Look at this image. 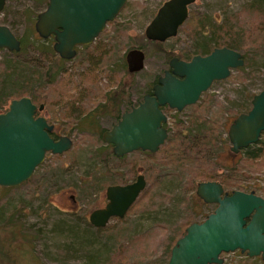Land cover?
<instances>
[{
    "label": "rangeland",
    "instance_id": "rangeland-1",
    "mask_svg": "<svg viewBox=\"0 0 264 264\" xmlns=\"http://www.w3.org/2000/svg\"><path fill=\"white\" fill-rule=\"evenodd\" d=\"M41 1L44 5V0ZM161 1L126 0L112 22L96 37L97 44H107V50L91 57L88 52L79 53L61 62L65 72L37 90V71L29 60L32 55L37 57L30 46L36 40L31 14L43 5L33 0H6L0 21L12 26L23 46L19 51L0 49V72L2 62L6 64L7 93H18L24 86L35 90L33 92L42 98L44 105L39 113L53 124L55 135L69 136L71 145L59 155L46 152L28 181L0 186V264H164L173 243L171 240L180 235L182 222L199 221L213 208V204L203 203L195 195L196 180L191 185L190 178L199 167L228 180L229 184L224 186L226 190L252 188L264 196V154L253 159L241 153L232 154L225 139L229 120L236 112L247 109L251 95L264 87L263 41L257 47L251 45L240 50L244 64L232 68L227 77L213 81L196 103L180 111L163 109L168 130L164 143L176 130L172 123L175 119L185 124L188 117L198 114L201 119L215 120L207 134L213 138L212 146L206 150L190 147L192 138L187 137L181 148L182 156L175 158L172 165L163 166L151 159L136 164V170L145 176L147 191L139 195L122 217L110 218L102 227L86 224L89 211L105 203L104 185L99 186L98 182L109 181L98 172L104 170L106 174V168L96 160L94 150L102 143L98 136L100 129L114 121L111 114L103 111L105 92L117 88L118 83L123 84L132 103L166 67L167 59L162 52L153 50L154 45L147 43L143 34L144 26ZM246 1L194 0L188 5V15L191 12L206 14L220 21L225 14L240 10ZM237 22L247 35L248 30L258 26L260 19L255 14L242 13ZM183 25L184 22L174 36L160 44L174 55L188 58L194 51V39ZM251 34L260 36L262 31ZM262 36L264 38V32ZM139 44L145 46L143 67L129 73L122 65L124 51ZM73 98L77 99V107L69 105ZM9 99L0 105V111L5 109ZM122 100L116 103L119 111L128 105ZM90 109L93 110L91 121L75 119ZM143 156V152L132 151L122 161L130 166L132 159ZM109 158L107 164L111 161ZM93 162L95 167H89ZM118 162L114 159V163ZM67 226H76L75 233L79 237L75 240L82 241V245H71L74 237ZM69 246L73 248L63 252ZM117 251H120L121 263H114ZM241 254L237 249L221 252V264H232Z\"/></svg>",
    "mask_w": 264,
    "mask_h": 264
},
{
    "label": "water",
    "instance_id": "water-1",
    "mask_svg": "<svg viewBox=\"0 0 264 264\" xmlns=\"http://www.w3.org/2000/svg\"><path fill=\"white\" fill-rule=\"evenodd\" d=\"M126 0H47L36 15L34 29L40 36L53 35L52 48L61 57L74 54L73 46L91 41L107 21H111ZM194 0H163L143 29L148 40L163 41L177 33ZM4 0H0V10ZM0 47L17 50L19 41L0 24ZM144 51L130 47L124 53L126 70L143 67ZM245 59L240 50L214 46L207 53H194L188 59L170 56L150 92H144L135 105L124 109L100 138L111 144L119 156L140 149L154 152L167 136L163 123L166 115L161 105L180 110L197 100L213 80L225 78ZM42 103L35 104L28 95L12 97L0 111V186H14L27 180L46 152L60 154L71 145L65 134L49 135L52 124L35 114ZM264 130V88L255 93L248 111L237 114L228 124L229 149L258 140ZM143 175L125 184L107 185L103 206L88 213V222L96 227L110 216H122L144 187ZM195 194L214 207L200 221L189 222L172 245L164 264H221V252L238 251L260 256L264 261V197L254 191L222 189L216 180L198 181Z\"/></svg>",
    "mask_w": 264,
    "mask_h": 264
},
{
    "label": "trees",
    "instance_id": "trees-1",
    "mask_svg": "<svg viewBox=\"0 0 264 264\" xmlns=\"http://www.w3.org/2000/svg\"><path fill=\"white\" fill-rule=\"evenodd\" d=\"M242 13H248V14H255V16L259 17L260 22L258 23V26L254 27L251 30H248V34L245 35L244 31L245 29L241 28V26H238V20H240V15ZM231 19H234V21H230ZM112 21H109L111 23ZM182 28L190 35L192 39H194L193 43V49L191 55L194 53H200L204 54L207 53L209 50H211L214 46H227L230 48H234L236 50H245L249 48L251 45H255L256 47L259 46L261 43L264 41L263 38V32H264V0H248L246 1L240 10H238L236 13H228L222 16L220 21H215L212 19L210 16L206 14H196V13H189L187 16L186 20L184 21V25ZM259 30L262 31V35L260 36H253L251 34L253 31L255 33L259 32ZM251 37V38H250ZM248 38V39H247ZM147 43H150L154 45L153 50L155 51H160L164 55V57L167 59L170 55H173V53L164 47L161 46L160 42L154 41V40H148L146 41ZM133 47V46H129ZM139 48L142 50L145 48L143 44L138 45ZM256 49V48H254ZM178 57H181L180 55H177ZM54 63V62H53ZM54 64H57L56 62ZM2 68L3 70L0 72L1 77H0V105L4 104L7 98H12V97H18L20 95H28L30 99L33 102H42V98H40L38 95H36L31 87L24 86L22 90L18 93L12 94V93H7V90L5 88V67L6 64L2 63ZM122 65L125 66L124 62H122ZM37 68L35 69L36 72V77L38 80V87L37 90H41V86L44 84H51L56 76L59 73L58 67L56 65L55 69H48V67L42 66V64H39V66H36ZM65 72V70L63 71ZM62 72V73H63ZM129 73H134V72H129ZM5 78V79H4ZM156 76L154 77L153 81L155 80ZM26 82V80H24ZM26 85V83L24 84ZM117 88H114L113 90H109L106 95H104V102H108V99L110 98L109 96L112 94H116L122 87H125V85L118 83ZM75 87V85H72V88ZM150 87L146 88L145 90H148ZM62 97L64 94H61ZM77 99L73 98L71 99V103L73 101H76ZM129 101L126 100V103ZM106 103H102V107H104L103 111L105 113H110L114 118L118 116L119 109L117 108V105H115L113 108ZM92 110L88 111L85 115L83 116H76L75 119H84L91 121L92 117ZM64 115H68L65 114ZM202 117L197 115H194L192 117H188L186 120V123L184 124L182 120L180 119H175L172 123L176 127V130L174 131L172 138H168L167 141L163 144H161L157 151L155 153H145V156L141 157L140 159H132L129 164H130V170L131 172L134 169V166L137 163H140L143 160L146 159H151L152 161H157L158 164H161L163 166L166 165H172L175 161V158L177 159L178 156H182L183 151L181 150L182 146L184 145L185 141L187 140V137L192 138L193 144H189L191 147H197L199 150H203L205 148H208L209 146H212L213 138L211 135L208 134L209 128L213 125L214 126V121L215 120H210L208 118L201 119ZM210 123V124H209ZM211 125V126H210ZM210 126V127H209ZM103 129V128H101ZM100 129V130H101ZM182 133V134H181ZM185 138V139H184ZM166 140V139H165ZM96 152V160L98 159L99 163L102 166H105L106 170L108 168L107 164V158L110 156V149L109 145L106 143H100L95 149ZM206 150V149H205ZM244 156L249 159L257 158L264 154V139L261 141L250 145L247 148H244L243 150ZM59 155V154H56ZM201 158L200 156H198ZM95 162L89 165V167H95ZM143 163V162H142ZM150 168V167H148ZM98 172L102 173V176H106L104 173V170H99ZM90 170L86 171V174H89ZM212 178H218L220 179L224 185H228L229 182L228 180H224L221 176L215 175L212 170H207L205 168L199 167L197 168L193 174L192 177L190 178L191 185L194 184L195 180H200V179H212ZM29 178L25 181H28ZM156 180V179H155ZM23 181V182H25ZM106 181H100L98 182L99 186H102L106 184ZM147 191L145 188L142 193L144 194ZM85 221V220H84ZM193 220H185L182 222L181 227H180V235L183 233L184 227ZM86 224L90 226L88 221L86 220ZM67 230L70 231V234L73 235L74 239L71 238L72 241V246L77 244L82 245V241L75 240L78 235L75 233V227L74 226H67ZM59 231H61L59 229ZM79 237V236H78ZM175 240V239H174ZM172 239L171 242H174ZM79 241V242H78ZM73 247L69 246L64 249L63 252L70 251ZM120 250V249H119ZM120 254V251H117L113 258L114 263H121L118 255ZM91 259V258H89ZM124 260V259H123ZM165 263V262H164ZM232 264H264V261L260 257L256 256H247L245 253L241 254V257L236 258Z\"/></svg>",
    "mask_w": 264,
    "mask_h": 264
},
{
    "label": "flooded vegetation",
    "instance_id": "flooded-vegetation-1",
    "mask_svg": "<svg viewBox=\"0 0 264 264\" xmlns=\"http://www.w3.org/2000/svg\"><path fill=\"white\" fill-rule=\"evenodd\" d=\"M34 1V3L35 4H42V1L41 0H33ZM163 1V0H162ZM161 1V2H162ZM41 2V3H40ZM46 3H47V0H44V5H43V7L41 8V9H39V10H36L35 11V13L34 14H31V16H33V21H32V26H33V30H34V32H35V34H36V40H35V42H33V44H31L30 46H32V50H34V52L37 54V57H34L33 55L32 56H30V58H29V60L30 61H32L31 63L32 64H35L34 65V69L33 70H35L37 67L36 66H39V64H42V66H45V67H48V69H55L56 68V65H57V67H58V70H59V73L58 74H60L61 72H63V70H64V66L61 64V62H64L65 60H70L71 58H73L74 56H76L77 54H79V53H87L88 52V56H92L93 54H95V55H97V56H100L101 55V53H103L104 51H106L107 49H106V46H107V44L106 43H104L103 44V46H101L99 43L97 44V41H96V37L100 34V32L104 29V27H105V25L106 24H108L109 23V21H107L106 23H105V25H104V27H103V29L101 30V31H99L98 33H97V35L91 40V41H89V42H86V43H80V44H76V45H74L73 46V48H74V54L72 55V56H70V57H61L57 52H55L54 50H53V48H52V43H53V35L50 33V34H48V35H46V36H40V35H38V33L35 31V29H34V22H35V19H36V15H37V13L39 12V11H41L44 7H45V5H46ZM161 4V3H160ZM159 4V5H160ZM5 5H6V0H4V4H3V6H2V8H1V10H0V13L3 11V9H4V7H5ZM158 5V6H159ZM157 6V7H158ZM157 9V8H156ZM156 9H155V11H156ZM154 11V12H155ZM188 12H189V9H188V7H187V15H188ZM154 14V13H153ZM2 16H4L3 14H2ZM151 18V17H150ZM186 18H187V16H186ZM186 18H185V20H186ZM113 20V19H112ZM111 20V21H112ZM184 20V21H185ZM183 21V22H184ZM0 24H4V25H6L8 28H9V30L13 33V35L17 38V40L19 41V48L17 49V50H14V49H7V48H3V47H0V49H6V50H8V51H19V50H21V48L23 47L22 46V39H21V37L20 36H17L16 34H15V32L13 31V29H12V26L9 24V23H7V22H5L4 20H1L0 21ZM183 24V23H182ZM181 24V25H182ZM180 25V26H181ZM179 26V27H180ZM179 27H178V29H179ZM177 29V30H178ZM172 37V36H171ZM170 38V37H169ZM168 39V38H167ZM166 40V39H165ZM164 41V40H163ZM158 42H162V41H158ZM105 47V48H104ZM128 48H130V47H128ZM127 48V49H128ZM126 49V50H127ZM125 50V51H126ZM125 51H124V53H125ZM98 52V53H97ZM124 55V54H123ZM170 56H172V55H170ZM169 56V57H170ZM173 56H177V55H174L173 54ZM191 56V55H190ZM189 56V57H190ZM169 57L167 58V60L169 59ZM178 57V56H177ZM188 57V58H189ZM179 58H182V57H179ZM188 58H182V59H188ZM123 60H124V56H123ZM167 60H166V67H164V68H167ZM34 62V63H33ZM56 62L57 64H54V63ZM124 64H125V60H124ZM163 68V69H164ZM125 69H126V65H125ZM162 69V70H163ZM128 72V71H127ZM162 72V71H161ZM161 74V73H160ZM159 74V75H160ZM158 76V75H157ZM157 76H156V78H157ZM156 78H155V80L152 82V84L156 81ZM223 79V78H222ZM218 80H220V79H218ZM213 81H216V80H213ZM212 81V82H213ZM211 82V83H212ZM151 84V85H152ZM151 85L149 86L150 88H151ZM150 88L148 89V90H144L142 93H141V95H140V97L137 99V100H135L134 102H132V103H130V102H128L127 104V106L125 107V108H122L120 111H119V113H118V116L117 117H115L114 118V121L111 123V124H113L116 120H117V118L119 117V115H120V113L124 110V109H128L131 105H135L136 103H137V101L138 100H140V98H141V96H142V94L144 93V92H150ZM209 88V87H208ZM207 88V89H208ZM264 88V87H263ZM206 89V90H207ZM262 89V88H261ZM260 89V90H261ZM206 90H204L203 92H201L200 93V95H199V97L197 98V100L195 101V102H193V103H191V104H187V105H185V106H188V105H192V104H194V103H196L198 100H199V98H200V96H201V94L202 93H204ZM259 90V91H260ZM259 91H257V92H259ZM257 92H255V93H257ZM105 93H107V92H105ZM255 93H253L252 95H251V97H250V105H249V107L247 108V109H245V110H243V111H238V112H236L233 116H232V118L229 120V122H228V124L231 122V120L237 115V114H240V113H242V112H246V111H248L249 110V108L251 107V99H252V97H253V95L255 94ZM104 95H106V94H104ZM125 96H126V98H125ZM110 98L108 99V102L106 103V102H102V103H106L108 106L110 105L112 108L115 106V104L116 103H119V100H120V98H121V100L123 99V98H125L124 100H127V101H129V99H128V97H127V88L126 87H122L115 95L114 94H112V95H110L109 96ZM124 100H122V101H124ZM36 105L37 104H39V103H42V102H34ZM43 104V103H42ZM69 105L71 106V107H77L78 105H77V101H73L72 103H71V101L69 100ZM117 105V104H116ZM185 106H183L182 108H184ZM43 107H44V105H42V108H41V110L43 109ZM167 106L166 105H161L160 106V108H161V110L163 111V109L164 108H166ZM167 108H169V107H167ZM181 108V109H182ZM93 109V108H92ZM92 109H90V110H92ZM174 111H180V110H177V109H175V108H172ZM41 110H39V111H36L35 112V114H40L39 112L41 111ZM80 110V109H79ZM81 111V110H80ZM93 111V110H92ZM87 113V112H86ZM85 113V114H86ZM164 113V112H163ZM84 114V115H85ZM110 114V113H109ZM165 114V113H164ZM43 115V114H42ZM45 116V115H44ZM46 118V117H45ZM83 119V118H82ZM47 120V119H46ZM48 122V121H47ZM48 123H51V122H48ZM165 123H166V120H165V122L163 123V125L165 126ZM52 124V123H51ZM110 124V125H111ZM228 124H227V127H228ZM110 125L108 126V127H104L103 129H106V128H109L110 127ZM53 124H52V128H51V130L48 132L49 133V135H51L53 138H56L58 135H61V134H58V135H55L54 134V132H53ZM165 128H166V126H165ZM103 129H101L100 131H99V133H98V136H99V138H100V133H101V131L103 130ZM166 130H167V128H166ZM226 131H227V128H226ZM167 132H168V130H167ZM263 134H264V130H262L261 131V133H260V136H259V138H258V140L257 141H255V142H253V143H250V144H248L247 146H245V147H241L240 149H238V151L237 152H232V151H230V149H229V142H228V138H227V135H226V133H225V139H226V141L228 142V151L230 152V153H232V154H244V152H243V150H244V148H247V147H249L250 145H253V144H255V143H257V142H259V141H261L262 139H264L263 138ZM66 135V134H65ZM167 137V136H166ZM166 139V138H165ZM100 140H101V138H100ZM102 141V140H101ZM165 141V140H164ZM103 142V141H102ZM103 143H105V142H103ZM164 143V142H163ZM162 143V144H163ZM106 144H108L109 145V149H110V158H109V161H110V159H111V161L108 163V168H107V170H106V176L108 177V182L105 184V186H104V189H105V187L107 186V185H113V184H125V183H129V182H131V181H133V180H135V178H136V176L138 175V174H141V175H143V178H144V180H145V176H144V174L142 173V172H138L137 170H136V166H134V169H133V171L131 172V173H129L131 170H130V166H128V163H124V161H122V159L124 158V156L127 154V153H129V152H127V153H123L122 155H119V156H116V155H114L113 153H112V151H111V144L110 143H106ZM161 145V144H160ZM159 145V146H160ZM158 146V147H159ZM158 149V148H157ZM157 149L154 151V152H149V151H147V150H140V149H136V150H132V151H140V152H147V153H155L156 151H157ZM132 151H130V152H132ZM114 159L115 160H119V162L116 164V163H114ZM138 164V163H137ZM115 177H118V179H115ZM203 180H216V181H218L221 185H222V189L223 190H225V191H227V192H229L231 189H229V190H226L225 189V185L223 184V182L220 180V179H218V178H212V179H200V180H196L195 181V184H194V190H195V186H196V183L198 182V181H203ZM145 184H146V182H145ZM145 184H144V187L138 192V194H137V196L135 197V199L133 200V202L127 207V209H126V211L124 212V214L127 212V210H129V208L132 206V204L135 202V200L139 197V195L142 193V191L145 189ZM232 189H241V188H232ZM241 190H244V191H254L255 193H256V191H255V189H241ZM194 193H195V191H194ZM258 194V193H257ZM196 195V194H195ZM259 195H261V194H259ZM261 196H263V195H261ZM198 197V196H197ZM264 197V196H263ZM104 198H105V195H104ZM199 198V197H198ZM200 199V198H199ZM106 198H105V202H106ZM201 200V199H200ZM202 201V200H201ZM203 202V201H202ZM203 203H206V202H203ZM211 204H213V207H214V203H211ZM211 211V210H210ZM208 213V212H207ZM206 213V214H207ZM123 214V215H124ZM205 214V215H206ZM122 215V216H123ZM204 215V216H205ZM122 216H116V215H113V216H110L109 217V219L110 218H113V217H116V218H120V217H122ZM204 218V217H203ZM202 218V219H203ZM108 219V220H109ZM194 221V220H193ZM200 221V220H199Z\"/></svg>",
    "mask_w": 264,
    "mask_h": 264
}]
</instances>
